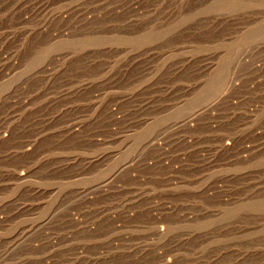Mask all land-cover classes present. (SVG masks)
<instances>
[{
    "label": "rangeland",
    "instance_id": "1",
    "mask_svg": "<svg viewBox=\"0 0 264 264\" xmlns=\"http://www.w3.org/2000/svg\"><path fill=\"white\" fill-rule=\"evenodd\" d=\"M0 264H264V0H0Z\"/></svg>",
    "mask_w": 264,
    "mask_h": 264
}]
</instances>
